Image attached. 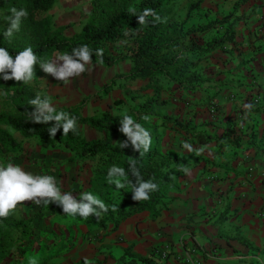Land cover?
I'll return each mask as SVG.
<instances>
[{"label":"crops","instance_id":"crops-1","mask_svg":"<svg viewBox=\"0 0 264 264\" xmlns=\"http://www.w3.org/2000/svg\"><path fill=\"white\" fill-rule=\"evenodd\" d=\"M196 13L202 27L215 24L207 32L216 39L231 29L234 37L202 60L208 81L195 92L177 91L166 113L214 138L230 130L238 138L219 146L178 136L176 145H161L191 168L167 189L156 220L142 213L101 230L99 246L123 254L98 255L95 264H118L129 248L143 256L155 243L158 264H264V0H204Z\"/></svg>","mask_w":264,"mask_h":264},{"label":"trees","instance_id":"trees-1","mask_svg":"<svg viewBox=\"0 0 264 264\" xmlns=\"http://www.w3.org/2000/svg\"><path fill=\"white\" fill-rule=\"evenodd\" d=\"M58 1L0 0V11L7 12L8 17L13 7L18 10L25 9L28 13L27 17L22 20L20 30L14 33L10 40L5 39L3 35L8 27V23L3 21L5 27H0V47L6 48L13 57L26 47H32L38 57L35 74L43 72L39 68V61H48L56 54H71L74 48L82 45H87L91 49L94 64L113 66L123 61H130L133 65L130 73L131 79L148 81L156 93L142 105L137 106L133 112L128 113L150 132L152 140L150 150L143 156L131 147L122 151L118 144L126 139L119 131V121L123 115H114L107 111L100 115L85 117L81 113L82 106L57 110L77 120L76 131L69 132L67 136H63L61 129L52 139L47 131L52 124L30 122L26 113L33 109L27 105H21L22 103L14 107L13 113L0 114V124L4 123L25 138L38 140L39 145L44 149L62 148L81 159L95 162L94 179L81 193L85 191L92 193L108 208V211L102 213L99 218L95 215L87 219L68 216L72 224L80 223L85 225L89 231L96 229L101 232V230H107L110 225L113 226V230H116L127 219L142 213H149L151 219L156 220L161 211L166 209L167 189L176 188V179L186 174L181 169L189 170L192 162L184 157L164 152L159 146L161 134L158 133V128L155 129L149 125L150 120L159 119L162 128L176 133L185 140L186 136H191L198 145L217 142L221 146L227 138L237 139L238 136L230 130L222 139L214 138L213 135L198 132L175 115H157L154 107L166 105L167 101L160 99L161 93L166 90V83L175 86V90L180 92L199 90L208 81L207 69L202 65L203 58L223 48L226 42L232 41L234 33L231 29L223 38L203 46L196 41V33L207 32L215 24L185 30L186 22L179 23L174 20L176 0H93L91 20L80 34L69 39L63 36L61 30L53 31L50 18H43V15L52 10ZM203 2L204 0H198L188 6L187 21L193 12L199 11ZM149 8L155 11L160 20L155 21L153 16H148L146 18L148 22L140 26L136 15L142 14L144 9ZM232 15L224 21L229 20ZM119 43L125 44L126 52L114 58L110 53V47ZM97 49L103 50L102 57L96 55ZM193 55H198L199 59L194 60ZM28 92L29 89L19 90L16 92V98L21 99L28 95ZM83 126L98 131L101 133V138L86 140L81 129ZM6 143L18 146L17 141L8 133L0 131V151L3 152V144ZM130 162H135L145 181L151 180L158 185L157 190L151 192L150 198L146 201H134L130 186L120 190L115 188L116 179H119L121 183L126 180L135 182V178L128 171ZM113 166L123 168L126 176L113 177V182H110L108 172ZM113 206L115 211H113ZM0 223L19 228V230L27 225L25 222H9L5 218H0ZM12 248V243H0V263L11 256ZM24 252V250H19L16 254L19 261ZM155 253L157 252L142 256L133 253L132 248H129L118 264H158L160 260ZM19 261L16 264L25 263L24 260L22 263Z\"/></svg>","mask_w":264,"mask_h":264},{"label":"rangeland","instance_id":"rangeland-1","mask_svg":"<svg viewBox=\"0 0 264 264\" xmlns=\"http://www.w3.org/2000/svg\"><path fill=\"white\" fill-rule=\"evenodd\" d=\"M197 1L176 0L174 20L179 23L184 20L186 22L188 6ZM92 3L93 0H59L43 18L52 20L53 31L61 30L64 37L71 39L80 34L91 20ZM7 17V12L0 11V27H5L3 21L8 23ZM203 18V14L194 12L189 22H186L185 30L199 29L202 27L201 21H204L202 25L206 23ZM195 38L198 44L203 46L216 40L212 31L196 33ZM125 52L124 43L110 47V53L114 58ZM57 55L59 54L53 55L49 60L55 59ZM193 59L198 60V55H193ZM207 59L209 56L203 58ZM132 67L128 60L113 66L91 63L85 73L78 78H72L67 84L44 72L35 74L29 84L0 78V114L13 113L14 107L20 103L31 107L29 100L35 98L37 93L48 96L56 110L82 106L81 113L85 117L100 115L107 111L114 115L128 114L148 98L156 95L148 81L131 79ZM24 89H29L28 95L21 99L16 98V92ZM178 95L175 86L166 83V90L161 93L160 99L164 101L172 97L177 99ZM169 108L167 105L155 106L154 112L157 115H165ZM149 125L158 128V133L161 134L160 147L173 143L176 145L178 135L162 128L159 119H151ZM81 129L88 141L101 138V133L96 130L87 126ZM0 131L8 133L18 143V146L3 144V152L0 151V166L12 163L34 175L54 176L62 192L70 191L76 197L82 190L87 189L90 181L94 179L95 162L81 159L62 148L44 149L38 140L25 138L4 123L0 124ZM5 219L13 223L25 222L27 225L19 230L0 223V243H12L13 247L11 256L0 264H16L19 261L16 255L19 250L25 251L19 261L22 263L24 260L25 263L22 264H29L28 261L33 258L37 264H85V259L88 264H95L99 260L98 255L114 256L113 260H116L117 256L123 254L121 249L111 251L107 247H100L106 237L104 234L96 229L89 231L80 223L72 224L62 208L55 204L37 206L31 202H24ZM156 244L158 246V243ZM156 247L144 252L143 256L157 252Z\"/></svg>","mask_w":264,"mask_h":264},{"label":"clouds","instance_id":"clouds-1","mask_svg":"<svg viewBox=\"0 0 264 264\" xmlns=\"http://www.w3.org/2000/svg\"><path fill=\"white\" fill-rule=\"evenodd\" d=\"M11 15L7 17L8 27L3 33L5 39H11L14 33L18 32L22 20L27 17L25 9H10ZM153 16L155 21L160 17L156 15L153 9H144L142 14L136 15L139 25H144L148 21L146 18ZM96 55L103 56V50L97 49ZM38 63V57L32 47H26L23 51L13 57L9 51L0 47V78L5 81L14 80L29 84L35 75V66ZM92 63V51L87 45L74 48L71 54L63 53L56 56L55 59L48 61H39V68L47 75L52 76L57 81L67 84L72 78H78L88 70ZM29 105L33 111L26 113L27 119L34 124H52L47 129L49 136L53 139L62 129L63 136L69 132H75L77 120L70 117L67 113L57 112L56 108L48 96H42L40 93L35 98L29 100ZM245 110H250L253 105L245 104ZM148 119V117H144ZM54 122V123H53ZM119 131L126 139L118 144L123 149L131 147L140 156H143L150 150L151 134L140 123L136 122L131 115L123 114L119 121ZM184 148L191 150V145L185 143ZM188 172L187 168L181 169ZM135 178V182L125 181L121 183L119 179L114 181L117 190L125 187L131 188L132 199L134 201H146L150 198V193L156 191L158 185L151 180L145 181L136 167L135 162H130L129 170ZM126 173L123 168L113 166L109 169L108 179L113 182V177H125ZM24 202H31L37 206H49L55 204L62 208L63 213L67 216H79L87 219L95 215L97 218L102 213H106L108 208L90 192H83L77 198L70 191H61L54 176L51 175H34L26 172L21 166L8 163L6 166H0V218H7L13 213L18 205ZM113 211L115 207L113 206ZM29 264H37L35 259L30 260ZM85 264H88L85 259Z\"/></svg>","mask_w":264,"mask_h":264},{"label":"built area","instance_id":"built-area-1","mask_svg":"<svg viewBox=\"0 0 264 264\" xmlns=\"http://www.w3.org/2000/svg\"><path fill=\"white\" fill-rule=\"evenodd\" d=\"M165 259V258H164Z\"/></svg>","mask_w":264,"mask_h":264}]
</instances>
